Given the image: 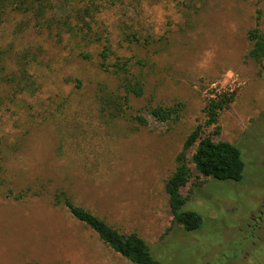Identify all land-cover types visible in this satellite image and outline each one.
Masks as SVG:
<instances>
[{"label": "rangeland", "instance_id": "obj_1", "mask_svg": "<svg viewBox=\"0 0 264 264\" xmlns=\"http://www.w3.org/2000/svg\"><path fill=\"white\" fill-rule=\"evenodd\" d=\"M107 2L114 4L98 14L110 40L106 61L127 58L129 72L144 83L118 117L98 102L101 87L119 84L113 67H99L101 44L75 50L68 33L60 40L56 30H38L16 12L0 28L1 49L17 52L14 58L33 54L29 69L39 89L8 101L9 89L1 87L0 264H132L55 203L58 190L121 232H136L158 264H264V216L253 233L247 228L250 211L264 200V69L245 58L256 5L264 32V0ZM25 20L30 25L17 31ZM123 25L155 41H125ZM219 93L232 100L219 113V133L205 130L238 147L243 176L194 172L181 194L201 225L186 230L172 223L164 181L187 134L203 122L207 99ZM176 103L178 115L165 122L147 110ZM21 191L25 196L15 199Z\"/></svg>", "mask_w": 264, "mask_h": 264}, {"label": "trees", "instance_id": "obj_2", "mask_svg": "<svg viewBox=\"0 0 264 264\" xmlns=\"http://www.w3.org/2000/svg\"><path fill=\"white\" fill-rule=\"evenodd\" d=\"M103 0H0V28L3 26L9 12H16L27 15L29 22L38 30L52 33L63 40L65 33L75 41V50L78 47H87L93 43L101 44L98 52L99 67L103 70H111L118 76L119 84L116 89L101 87L98 94V102L101 110L111 117L122 116L129 106V96L141 95L144 83L139 75L129 72L127 68L128 59L116 57L115 62L109 65L106 58L111 54L109 38L103 36V27L98 23V14L114 3ZM197 5V4H196ZM199 6H194L197 9ZM190 8L193 7L190 5ZM263 10L256 5L253 18V26L246 32V39L249 42V49L245 58L251 59L261 65L264 69V32L262 30ZM102 24V23H101ZM27 20L18 24L17 31L27 27ZM101 28H103L101 30ZM121 34L125 41L135 42L147 46L150 37H141L137 30L123 25ZM11 48H0V92L1 87L8 88V101H13L17 96L38 92L37 82L29 69L30 54L28 51L14 58ZM81 58L88 59L89 51L78 50ZM14 65V66H12ZM232 96L226 94H215L207 99L203 111V122L197 123L187 134L180 151L175 155L174 169L164 181V192L167 204L172 215L173 224H181L186 230H195L201 225V216L194 210L186 208L189 195H182L181 188L184 187L194 172L203 176H210L218 180L238 181L243 176L244 162L236 145L227 140H214L206 133L209 126L215 127V133H219L217 125L218 116ZM4 103L3 95L0 96V104ZM180 104L173 106L154 105L147 110L151 116L160 122H165L178 115ZM135 118L144 123L140 115ZM198 185V184H197ZM26 191V190H25ZM11 193V192H9ZM15 199H21L25 192L12 194ZM55 203L62 204L76 220L89 227L102 242L119 253L132 264H158V261L151 253L146 241L136 232H121L105 219L83 206L74 203L63 190L54 193Z\"/></svg>", "mask_w": 264, "mask_h": 264}, {"label": "flooded vegetation", "instance_id": "obj_3", "mask_svg": "<svg viewBox=\"0 0 264 264\" xmlns=\"http://www.w3.org/2000/svg\"><path fill=\"white\" fill-rule=\"evenodd\" d=\"M263 207H264V200L260 204V208L256 209L255 212L253 210L250 211L249 222L247 223V228L249 227L252 233L256 227H260V223L263 220V216H264Z\"/></svg>", "mask_w": 264, "mask_h": 264}, {"label": "built area", "instance_id": "obj_4", "mask_svg": "<svg viewBox=\"0 0 264 264\" xmlns=\"http://www.w3.org/2000/svg\"><path fill=\"white\" fill-rule=\"evenodd\" d=\"M214 96V95H213ZM212 97V96H211Z\"/></svg>", "mask_w": 264, "mask_h": 264}]
</instances>
